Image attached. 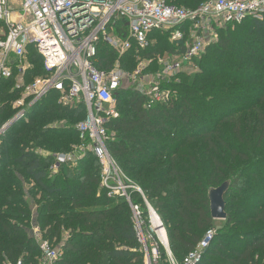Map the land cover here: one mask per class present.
Listing matches in <instances>:
<instances>
[{"label": "trees", "instance_id": "16d2710c", "mask_svg": "<svg viewBox=\"0 0 264 264\" xmlns=\"http://www.w3.org/2000/svg\"><path fill=\"white\" fill-rule=\"evenodd\" d=\"M206 1L167 0L186 9ZM220 30L219 42L197 61L198 72L182 73L180 82L168 85L179 90L170 92L168 103L148 108L141 92L119 90L120 116L108 125L116 137L107 148L124 184L142 188L145 198L133 189L128 193L140 209L144 230L150 233L147 202L163 219L179 262L213 231L208 193L229 182L225 226L214 233L199 264H264V16ZM167 35L154 32L156 44L146 53L162 52ZM170 44L168 51L177 54ZM102 53L107 67L102 60L99 68H110L108 49ZM28 57L32 68L25 83L32 75L46 74L33 47ZM14 84V78L0 80V100L7 98L0 115L17 94L10 89ZM57 96L53 92L28 107L25 117L3 134L18 127L14 138H7V153L1 158L7 162L0 160V264H39L33 219L53 244L64 229L70 231L63 251L79 257L57 264H146L131 204L103 187V172L97 175L93 166H100L95 155L91 152L92 159L88 155L76 167L62 165L52 176L53 154L41 157L36 152H67L80 141L77 122L86 116L84 105L56 103ZM221 151L230 154L231 163L221 158ZM38 193L43 199L38 200Z\"/></svg>", "mask_w": 264, "mask_h": 264}, {"label": "built area", "instance_id": "2783aa9c", "mask_svg": "<svg viewBox=\"0 0 264 264\" xmlns=\"http://www.w3.org/2000/svg\"><path fill=\"white\" fill-rule=\"evenodd\" d=\"M263 16L264 0H208L195 9L171 5L167 0H0V80L14 77L18 88H22L25 98L16 104L19 113L53 92L60 103L83 104L86 118L77 131L82 139L91 141V151L103 169V187L110 190V195H121L131 204L128 191L142 192L124 184L125 177L107 148L108 125L120 116L117 93L123 89L126 75L121 69L99 68L105 60L103 48L119 56L146 52L155 43L152 34L159 31L170 33L176 55L191 61L205 52L219 29ZM30 47L42 57L46 74L25 83ZM182 48L184 52L179 53ZM179 66L174 64L171 69ZM141 73L138 69L132 77ZM148 83L147 92H141L148 100V108L170 101V92L161 90L155 81ZM70 161V156H59L51 170ZM146 205L150 210L147 202ZM131 207L146 264L200 263L214 238L213 231L207 232L182 262L170 251L164 258L160 248L166 247L167 238L163 242L148 233L145 237L140 209ZM160 225L162 229L161 222ZM32 234L40 250L39 264H57L59 249L44 239L39 228L33 227Z\"/></svg>", "mask_w": 264, "mask_h": 264}, {"label": "rangeland", "instance_id": "374dc122", "mask_svg": "<svg viewBox=\"0 0 264 264\" xmlns=\"http://www.w3.org/2000/svg\"><path fill=\"white\" fill-rule=\"evenodd\" d=\"M181 8H184V7H181ZM184 9H186V8H184ZM220 33H221V30L219 29L217 31V33H216V36L211 38V42L212 43L209 46L206 47L205 52L207 51V48L210 47L213 43L219 42L220 37H221ZM166 34H168L166 36L167 42L165 40L166 44H164V46H163L164 48L162 49V52H159L158 54L155 53V52H152L150 50L151 52L148 51L147 53L146 52H142V53H138L137 54L136 52H132V53L130 52V53H127V54H125L123 56H119L118 54L113 53L110 49H108L109 50L108 51L109 52L108 57H106V56L105 57L108 58V63H110V65H111L110 69H113V68L121 69L126 75L125 78L123 79V82H122L123 89H125V88L136 89L139 92L145 93V92H147L148 88H150V84L148 82L155 81L156 83L159 84L161 90L168 91V92H174L173 94L175 95V94L179 93V90L175 89L173 87L170 88V86H168V85L171 82H180L181 79L179 78V75L182 74V73L190 76V75H193L196 72H198L199 69L197 67V61L202 59L201 58L202 55L197 57V58L192 59L191 61H185L182 58H180L179 56H177L176 54H174V55L171 54L168 51L169 47L171 46V44H170L171 43V34L170 33H166ZM155 42H156V40H155ZM205 52L203 54H205ZM148 55H151V57H149V58L146 57ZM150 60H152V63H149ZM27 61H28L27 64H28V66L31 69L32 68V64H30V62H29L30 61L29 57H28ZM106 64H107V61H106V63H104V65H106ZM174 64H180V66L176 67L175 69H171V67ZM106 67H107V65H106ZM138 69H141L142 73L139 74L136 78H133L132 76L135 75V73H136V71ZM36 78H38V77H36ZM34 79L35 78L32 75V78L29 81L32 82ZM14 80H15V84L10 89H12V91L13 90L17 91V94H16V96H14L12 98V102L9 104V107L7 108V105H6L4 113L2 115H0V132L3 130L4 126L14 118V115L17 116L18 114H20L19 113L20 109H19V107H17L16 104H17V102L22 101V99L25 98L24 93L22 92V88L21 87L18 88L17 80L15 78H14ZM24 82H25V80H24ZM26 83H27V80H26ZM4 92H5V94H7V88L5 89ZM59 100H60V98L57 96L56 103H59ZM3 104H7V98L5 100H0V106H2ZM61 104H63V103H61ZM14 112H15V114H14ZM85 117L86 116L83 113L81 119L78 120L77 124L79 125L81 122H83ZM214 123L216 124V122H214ZM21 126L22 127H20V128H23L24 125L22 124ZM226 130L229 131V132H232L233 127L226 126ZM18 132L19 131H18V127H17L16 129L13 130V133H11L9 135L6 134V135H1L0 136V160H1V158H3L2 157L3 153H4V157L6 156L5 154L7 153V138H14V136ZM108 134H109V139L110 140H112L113 138L116 137V134L113 131H109L108 130ZM79 138H80L81 142L80 141L75 142L73 144V146L70 148V150L67 151V152L51 153V152L46 151L45 149H40V150L36 151L38 154L41 155V157H43V156L44 157H46V156L48 157V156H51V154H53V156L55 158V162H56V160H57V158L59 156H62V155L70 156V159H71L70 162H67V163H64V164H59L57 169H54V170H51V168H50L52 176H55L58 173V170H59V168L62 165H66L67 167H76V166H78L80 159L86 158V157L88 158V155H89V158L92 159L90 157V154H92L91 153L92 152L91 151V149H92L91 148V141L82 139L80 137V134H79ZM108 142H109V140H108ZM229 142L232 143L233 142L232 139H230ZM205 150H206L205 146H204V148L201 147V152L202 153H204ZM220 156L225 161H228V162L231 163L230 154L228 152L226 153V152H222L221 151V155ZM1 162H7V161H5V159H2ZM114 162H115V160H114ZM115 164L117 166V169H119L120 173H122L121 169L119 168V166L117 165L116 162H115ZM93 166L97 167V171H98L97 175L100 174V171L103 172L102 168L100 170V166L101 165L98 166V164L96 163ZM117 181L119 182L118 179H117ZM225 183H229V182H225ZM25 187L26 188H30V186H28V185H26ZM134 187L137 188L138 190L140 189L142 193H139V194L142 197L145 198L144 193L142 191V188L138 184H136ZM37 195H38V200L43 199L41 193H38ZM208 195H209V193H208ZM145 201H146V199H145ZM149 205H150V203H149ZM150 207H151L150 210L147 208V210H148V220L150 222V228L152 229L153 232L149 233V232L145 231L144 227L141 224L142 234L146 237V232H147L148 234H151L153 236V238H155V240H158V237H159L158 236V232H157L158 230L154 227V221L152 219V216H153L152 215V211L155 212V210L152 208L151 205H150ZM155 214L160 219V222H161V224L163 226L162 229H164L165 234H166L167 245H166V247L161 246V248H160V251H161L162 255L164 256V258H166L165 256L167 254V251L171 252L170 245L168 244L169 243L168 232H167V228L164 227L163 219L158 215L157 212H155ZM132 219H133V222H134V217ZM36 223H37V219H33V224L32 225L33 226L34 225L35 226L38 225ZM224 226H225V222L224 221H214V225H213L212 230H213L214 233H216L219 230H221ZM70 236H71L70 231L64 229L63 230V234L61 236V239L59 241H57V242H54V245L60 251V255H61L60 259L66 258V259H68V260H70L72 262L75 259H77L79 257V255H77V254L73 255L70 252H65L64 253V251H63V249H64L63 246L65 245V242L70 239ZM137 240H138V232H137ZM138 243L140 245V251L143 252V254H144L143 245L141 244V242H139V240H138ZM144 258H145V262H146L145 254H144Z\"/></svg>", "mask_w": 264, "mask_h": 264}, {"label": "water", "instance_id": "95a60500", "mask_svg": "<svg viewBox=\"0 0 264 264\" xmlns=\"http://www.w3.org/2000/svg\"><path fill=\"white\" fill-rule=\"evenodd\" d=\"M34 103L30 107L35 106ZM26 112H21L15 116L10 122H8L3 130L0 132V136L8 132L12 127L18 124L24 117ZM230 189L229 183H224L220 187L210 190L209 192V201H210V212L211 218L213 221H226L227 212H226V195ZM169 244V243H168Z\"/></svg>", "mask_w": 264, "mask_h": 264}, {"label": "bare ground", "instance_id": "6f19581e", "mask_svg": "<svg viewBox=\"0 0 264 264\" xmlns=\"http://www.w3.org/2000/svg\"><path fill=\"white\" fill-rule=\"evenodd\" d=\"M152 219L154 221V226L157 228V232H158V236L161 238V240L163 242H165V239H166V234H165V231L163 229H159V227L161 226L160 225V221H159V218L158 216L155 214L154 211H152Z\"/></svg>", "mask_w": 264, "mask_h": 264}, {"label": "crops", "instance_id": "0c3cea01", "mask_svg": "<svg viewBox=\"0 0 264 264\" xmlns=\"http://www.w3.org/2000/svg\"><path fill=\"white\" fill-rule=\"evenodd\" d=\"M34 227V226H33Z\"/></svg>", "mask_w": 264, "mask_h": 264}]
</instances>
